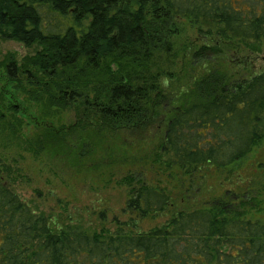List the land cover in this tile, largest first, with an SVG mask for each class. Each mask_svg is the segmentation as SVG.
I'll return each mask as SVG.
<instances>
[{"label":"trees","instance_id":"16d2710c","mask_svg":"<svg viewBox=\"0 0 264 264\" xmlns=\"http://www.w3.org/2000/svg\"><path fill=\"white\" fill-rule=\"evenodd\" d=\"M0 38L39 47L20 64L0 62V77L37 103L38 129L24 139L35 156L76 164L102 154L110 165L135 166L127 136L159 121L142 167L181 183L240 166L264 139V71L232 75L224 58L264 52V0H0ZM179 52L180 70L166 71L161 57ZM3 98L0 133L4 111L18 113ZM64 111L74 120L54 125ZM4 171L0 156V264H264L254 196L224 193L171 211L167 184L129 171L117 184L128 190L131 222L89 232L33 211ZM169 211L161 226L137 230L138 220Z\"/></svg>","mask_w":264,"mask_h":264},{"label":"rangeland","instance_id":"374dc122","mask_svg":"<svg viewBox=\"0 0 264 264\" xmlns=\"http://www.w3.org/2000/svg\"><path fill=\"white\" fill-rule=\"evenodd\" d=\"M196 35V34H195ZM194 36L193 32L179 36L184 40ZM38 46L30 48L15 41L0 38V62L17 61L19 64L26 56L33 55ZM172 56H162L160 65L171 73L180 70L182 53ZM225 64L232 75L247 77L251 72L264 71V52L257 54L229 51L224 55ZM172 66L170 67V65ZM249 68L250 71L245 70ZM4 73V70H2ZM170 73H167L169 75ZM166 75V74H165ZM169 78L162 76L161 81L169 88ZM0 92L3 94L5 106H18V113L4 111L3 128L0 133V156L5 164L4 181L33 211L45 214L55 225H78L89 232L109 229L115 232L121 223L131 222V215L125 213L129 198L126 187L117 182L129 171L142 172L148 182L164 187L168 192L174 210H182L201 203H210L224 193L231 197L245 195L247 200L255 197L258 209L253 211V218L264 221V139L240 166L232 170L208 169L194 175L190 179L183 178L181 183L176 179H167V173L155 167L145 166L146 156L153 151L160 134L159 121L150 123L127 136L126 146L130 155H137L135 166L110 165L102 154L84 157L76 164L49 156H35L25 150L24 139L31 137L38 128L33 115L37 103L31 100L27 93L17 89L15 84L7 83L0 77ZM168 91H165L164 95ZM15 95V98L12 97ZM165 107H169L166 104ZM24 112H28L24 114ZM29 114H32L30 117ZM67 125L74 120V113L64 111L62 115L50 119L59 126V121ZM121 154L116 155L120 157ZM190 205V206H192ZM171 212H165L153 219L138 220L137 230L148 231L161 226L170 217Z\"/></svg>","mask_w":264,"mask_h":264},{"label":"clouds","instance_id":"9594fccd","mask_svg":"<svg viewBox=\"0 0 264 264\" xmlns=\"http://www.w3.org/2000/svg\"><path fill=\"white\" fill-rule=\"evenodd\" d=\"M165 84H167V81H165Z\"/></svg>","mask_w":264,"mask_h":264}]
</instances>
